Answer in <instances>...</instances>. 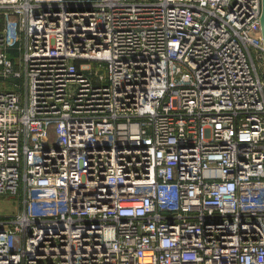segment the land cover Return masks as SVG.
<instances>
[{"label": "built area", "instance_id": "1", "mask_svg": "<svg viewBox=\"0 0 264 264\" xmlns=\"http://www.w3.org/2000/svg\"><path fill=\"white\" fill-rule=\"evenodd\" d=\"M262 8L0 0V264H264Z\"/></svg>", "mask_w": 264, "mask_h": 264}, {"label": "rangeland", "instance_id": "2", "mask_svg": "<svg viewBox=\"0 0 264 264\" xmlns=\"http://www.w3.org/2000/svg\"><path fill=\"white\" fill-rule=\"evenodd\" d=\"M15 54V52H13ZM19 56V53L16 56ZM15 56V57H16ZM19 210L18 196L14 194L0 195V217L10 216Z\"/></svg>", "mask_w": 264, "mask_h": 264}, {"label": "water", "instance_id": "3", "mask_svg": "<svg viewBox=\"0 0 264 264\" xmlns=\"http://www.w3.org/2000/svg\"><path fill=\"white\" fill-rule=\"evenodd\" d=\"M261 23H262V31H263V38H264V0H263V8H262V15H261Z\"/></svg>", "mask_w": 264, "mask_h": 264}, {"label": "crops", "instance_id": "4", "mask_svg": "<svg viewBox=\"0 0 264 264\" xmlns=\"http://www.w3.org/2000/svg\"><path fill=\"white\" fill-rule=\"evenodd\" d=\"M18 200H19V209H20L22 207V203H21L19 198H18Z\"/></svg>", "mask_w": 264, "mask_h": 264}]
</instances>
